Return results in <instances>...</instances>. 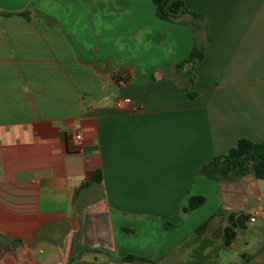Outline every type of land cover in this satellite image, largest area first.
<instances>
[{"label": "crops", "instance_id": "1", "mask_svg": "<svg viewBox=\"0 0 264 264\" xmlns=\"http://www.w3.org/2000/svg\"><path fill=\"white\" fill-rule=\"evenodd\" d=\"M171 1L0 0V264H264L255 178L199 174L264 142V0Z\"/></svg>", "mask_w": 264, "mask_h": 264}, {"label": "trees", "instance_id": "2", "mask_svg": "<svg viewBox=\"0 0 264 264\" xmlns=\"http://www.w3.org/2000/svg\"><path fill=\"white\" fill-rule=\"evenodd\" d=\"M155 5L156 15L164 20H170L177 13H188L182 1L171 0H152ZM193 16L196 14L191 13ZM203 48H194L188 58L177 68L189 64L203 55ZM199 174L209 176L212 179L219 180L223 177L243 176L252 174L255 179H264V142L255 143L246 138H241L236 145L229 151L217 157L201 168ZM102 179L99 171L94 172L91 178L93 182H100ZM205 203V198L202 196H191L188 198L187 206L183 208V212L195 210ZM229 224L224 228L223 243L228 246L235 237V228L242 225L246 219L245 215L230 214ZM208 220L204 221L197 227V232H202L206 228ZM169 223L166 227H170ZM130 258V257H128ZM132 258V257H131Z\"/></svg>", "mask_w": 264, "mask_h": 264}, {"label": "built area", "instance_id": "3", "mask_svg": "<svg viewBox=\"0 0 264 264\" xmlns=\"http://www.w3.org/2000/svg\"><path fill=\"white\" fill-rule=\"evenodd\" d=\"M124 103L125 102L121 101V102H119L117 104V106L119 108H123L124 105H125ZM71 143H72V146H73V149L74 150H79L81 148V146H82V136H81V134L80 133H77V132L73 133L71 135Z\"/></svg>", "mask_w": 264, "mask_h": 264}, {"label": "water", "instance_id": "4", "mask_svg": "<svg viewBox=\"0 0 264 264\" xmlns=\"http://www.w3.org/2000/svg\"><path fill=\"white\" fill-rule=\"evenodd\" d=\"M252 176L254 177L252 174H247V175H243V176ZM256 184H257V188L260 194H264V179H255Z\"/></svg>", "mask_w": 264, "mask_h": 264}, {"label": "rangeland", "instance_id": "5", "mask_svg": "<svg viewBox=\"0 0 264 264\" xmlns=\"http://www.w3.org/2000/svg\"><path fill=\"white\" fill-rule=\"evenodd\" d=\"M154 264V263H153ZM212 264H216L215 262H212Z\"/></svg>", "mask_w": 264, "mask_h": 264}]
</instances>
